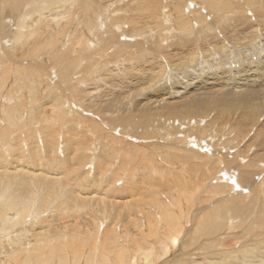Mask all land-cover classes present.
Returning a JSON list of instances; mask_svg holds the SVG:
<instances>
[{
    "label": "bare ground",
    "instance_id": "1",
    "mask_svg": "<svg viewBox=\"0 0 264 264\" xmlns=\"http://www.w3.org/2000/svg\"><path fill=\"white\" fill-rule=\"evenodd\" d=\"M52 5L0 1V264H264V0Z\"/></svg>",
    "mask_w": 264,
    "mask_h": 264
},
{
    "label": "rangeland",
    "instance_id": "2",
    "mask_svg": "<svg viewBox=\"0 0 264 264\" xmlns=\"http://www.w3.org/2000/svg\"><path fill=\"white\" fill-rule=\"evenodd\" d=\"M0 1H2V0H0ZM54 1H57V0H40V5L41 6H45V5H47V6H53L52 5V2H54ZM197 6H192V9H194V8H196ZM10 11H13V10H9L8 11V15H13L14 16V18H16V19H18V17H19V15L22 13V11H15L14 10V13H11ZM50 12H52V11H42L41 12V16H43V15H45V13H50ZM67 14V16H70L69 15V13H66ZM77 25H78V21H76L75 19H74V17H72L71 18V21H70V26H69V28L67 29V31L65 32V37H64V39L66 40V41H68V45L67 46H65L64 48H63V52H67V53H69V48L72 50V45H73V43L75 42V37H76V28H77ZM106 28V27H105ZM4 32H5V34H13V32L12 31H10L9 29H5L4 30ZM14 42V40L11 42V43H13ZM54 50H58V48L57 47H55L54 49H50V50H47V49H45V50H41V52H48L49 54H55L54 53ZM57 60L58 61H60L59 60V57L57 58ZM50 66H51V64H49ZM49 66V67H50ZM74 92L75 91H69V92H67L68 93V95H69V97H71L73 100L75 99V95H74ZM25 102L28 104V107H29V102L27 101V98L25 99ZM260 121V120H259ZM97 147H98V149L95 151V154H98V152H99V148H100V144H98L97 145ZM73 161V160H72ZM107 161V160H106ZM71 163V162H70ZM85 164H89V162H88V160L86 161V163ZM90 169H91V167H90ZM205 178H211V176H204ZM220 177H219V175H216V179L215 180H213V183H211V185H214L215 183H217L218 182V179H219ZM94 179V175L91 177V179H90V183H92V180ZM89 189H91V188H89ZM190 189H191V187H190ZM92 190V189H91ZM206 191L207 192H209L208 191V188H204V192L202 193V191H200V193H202V198H206V197H209L210 195L209 194H207L206 193ZM93 194H95V193H93ZM261 194L263 195V193L261 192ZM78 194H76V196H77ZM74 196V195H73ZM76 196H74L75 198H76ZM140 196V194L139 195H137L136 197L138 198ZM130 198L129 197V200L131 199L132 201L133 200H137V198ZM77 198L78 199H80L79 198V196H77ZM76 198V199H77ZM97 201H100V202H98L99 204H104V202L103 201H101L99 198H95ZM93 200H94V198H93ZM94 203H96L95 201H94ZM0 207H1V203H0ZM74 211V210H73ZM76 212H80V211H74L73 213H76ZM55 213H57V211H54V212H52V213H49V214H46V215H50V214H55ZM82 219L83 218H81V221H82ZM33 220H37V219H33ZM32 220V221H33ZM84 221V220H83ZM30 226V225H29ZM29 226H28V229H29ZM105 226V225H104ZM0 227L2 228V229H5L6 228V226H4V225H2V223L0 224ZM93 227V225L91 226L90 225V228H92ZM254 227V226H253ZM253 227H247V228H244L243 230L245 231L244 232V237H242L241 239H239L238 241H235L234 239H230L229 237H240V236H242V229H241V227L238 225V222H236V221H234V222H230V227H229V231L227 232V234L225 235V237H224V242L223 243H227V242H229V243H231V244H233L234 245V247L235 248H238V247H240V245H239V242H242V241H244L245 240V243H247V242H253V243H255V244H258V238H259V233H260V231H263L264 230V225L262 226V225H260V226H255V229L256 230H254V228ZM15 230H18L17 228H15ZM3 232H6L7 230L5 229V230H2ZM9 231V230H8ZM30 233H31V231H30ZM225 233V230H223L222 231V234L219 236V237H223L224 234ZM138 236V235H137ZM211 240H213L212 238H211ZM33 242V241H32ZM32 242H31V244H32ZM185 246H186V248H191L190 250H187L191 255H195L197 258L198 257H200V256H204L203 255V249H202V243H200V241H198V240H189V241H187L185 244H184ZM10 244H8V243H4L3 244V246H2V249H1V251H0V259H5V258H7V256H8V253H7V251L10 249ZM177 250H178V248H177ZM181 252V251H180ZM13 256V255H12ZM161 256V255H160ZM163 256H165L166 257V254L165 255H162V257ZM162 257H160V258H162ZM165 257H163V258H165ZM156 259H158V257H156ZM6 260V259H5ZM13 260V259H12ZM162 260V259H161ZM175 262H170V263H167V264H174Z\"/></svg>",
    "mask_w": 264,
    "mask_h": 264
}]
</instances>
